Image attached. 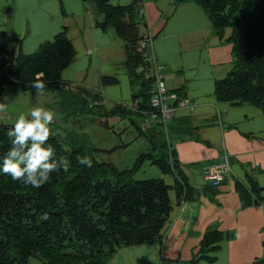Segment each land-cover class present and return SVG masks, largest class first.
<instances>
[{
    "label": "trees",
    "instance_id": "trees-1",
    "mask_svg": "<svg viewBox=\"0 0 264 264\" xmlns=\"http://www.w3.org/2000/svg\"><path fill=\"white\" fill-rule=\"evenodd\" d=\"M111 1L83 0L95 8L96 27L103 32L114 29L125 44L124 68L131 81L134 107L119 105L99 113V94L69 93L62 74L72 66L77 54L67 29L32 54L23 53L21 40L16 41L18 47L14 52L0 48V97L36 94L32 84L36 75L43 73L45 93L59 95L62 104L68 102L63 111L70 106L76 108L72 113L96 108L102 118L130 120L139 136L150 145V152L140 155L132 169L120 171L98 162L94 157L97 149L90 142H66L60 136H52L45 147L53 149L57 160L70 162L68 171L58 168L40 188L25 186L0 172V264H28L30 257L45 264H108L120 248L163 241V230L173 208L171 187L162 178L136 180L134 175L148 162L162 174L174 176L178 169L171 154L170 136L179 128L170 125L167 135L160 127L143 131L142 122L134 121V117L144 119L150 113L155 88L153 79L147 78L152 75L148 51L140 50L139 45L144 40L139 35V27L144 23V0H133L126 7H115ZM173 3L174 8L189 3L198 6L220 36L227 29L232 30L229 42L233 69L226 79L216 83L215 97L218 103L253 106L264 115V0ZM101 84L114 86L117 80L103 78ZM87 93L95 101L91 102L94 107L88 105V109L78 104L86 99ZM8 130L0 125V162L12 146ZM78 156L90 157L92 167L79 164ZM176 175L178 199L192 200L193 189L181 172ZM248 178L250 188L243 185L238 188L245 203L252 205L253 198L260 199L261 188L254 178ZM43 213L49 219L42 220ZM228 236L229 232L208 231L200 243V251L216 250V245Z\"/></svg>",
    "mask_w": 264,
    "mask_h": 264
},
{
    "label": "crops",
    "instance_id": "crops-1",
    "mask_svg": "<svg viewBox=\"0 0 264 264\" xmlns=\"http://www.w3.org/2000/svg\"><path fill=\"white\" fill-rule=\"evenodd\" d=\"M55 2L41 9L43 25L34 21V38L44 40L40 47L67 29L77 56L62 74L63 79L88 92L99 93L100 106L106 111L124 101H131L132 105L127 107H134L131 81L124 68L125 44L116 31L98 29L92 7L83 0ZM173 2L144 0L142 25L147 34L141 38L153 40L155 62L162 68L169 91L189 104L174 116L171 126L179 131L171 134L170 139L174 166L178 169L175 172L183 174L193 195L192 200H179L176 173L163 174L162 179L171 187L173 208L162 243L148 247L163 245L167 264H188L197 259L196 264H264V115L253 106L218 103L215 97L216 83L226 79L233 69L229 42L232 30L227 29L220 36L198 6L189 3L174 8ZM132 3L133 0L111 1L115 7ZM21 42L22 49L26 45L30 49L35 47L33 41ZM103 78H115L117 84L102 87ZM225 156L229 157L233 174L214 187L205 180L204 169L221 163ZM248 176L261 188L260 199L253 198L252 205L245 203L238 188H250ZM213 229L229 232L230 236L219 242L216 250L201 252V241Z\"/></svg>",
    "mask_w": 264,
    "mask_h": 264
},
{
    "label": "rangeland",
    "instance_id": "rangeland-1",
    "mask_svg": "<svg viewBox=\"0 0 264 264\" xmlns=\"http://www.w3.org/2000/svg\"><path fill=\"white\" fill-rule=\"evenodd\" d=\"M50 2L56 3L55 0H0V48L5 47L8 51L14 52L18 47L15 44L16 40H22L24 44L33 41L35 42L33 49L27 48L26 45L22 51L24 54L35 53L39 44L44 40L40 41L34 38V21L37 20L36 24L39 26L43 25L44 17H40L41 9L47 8ZM149 2H153V0H149ZM88 5L92 7L94 13L93 4L88 2ZM23 31L25 33L21 35ZM146 34L145 26L141 25L139 27L140 37ZM53 37L48 41H52ZM64 82L67 83L71 94L79 95L78 91L88 92L65 80ZM96 88H98V85ZM92 93H96V91H92ZM92 97L87 93L85 94L86 99L79 101L78 104L87 109L88 105L94 107L91 103L95 102ZM122 99L125 100V97H122ZM107 100L109 99L107 98ZM0 102H6L7 104L6 115L10 117V120L6 121V124H14L21 114L29 117L31 110L35 107H43L53 111L55 114L54 122L49 125L51 137L60 136L66 142L73 140L90 142L97 149L94 157L98 162L109 164L120 171L132 169L140 155L150 152L148 142L139 136L130 120L105 119L98 115L107 110L105 107L100 106L102 101H99L97 105L101 112L97 111L96 108H90L80 113H72L76 110L74 106H70L68 110L63 111L68 102L64 101L62 104L61 97L54 93H45L43 96L37 94L8 95L0 97ZM112 102L111 100V104H113ZM122 104L127 107L131 106L132 102L124 101ZM106 107L110 108V103L107 101ZM96 111L99 113L97 114ZM134 121L141 124L142 119L134 117ZM163 177L162 172L148 162L134 175L136 180ZM148 246L150 245L120 248L108 264H165L163 245H152L151 248ZM28 264L45 263L37 257H30Z\"/></svg>",
    "mask_w": 264,
    "mask_h": 264
},
{
    "label": "clouds",
    "instance_id": "clouds-1",
    "mask_svg": "<svg viewBox=\"0 0 264 264\" xmlns=\"http://www.w3.org/2000/svg\"><path fill=\"white\" fill-rule=\"evenodd\" d=\"M42 77L43 73H38L32 84L38 96L45 95L46 85ZM6 112V102H0V121L4 119ZM54 115L53 111L43 107L33 108L29 117L19 115L8 130L12 146L0 162V172L25 186L40 188L58 168L68 171L70 162L67 159L57 160L53 149L50 146L45 147L51 138L49 125L54 122ZM77 160L86 167L93 165L88 156H78ZM41 219H49L48 214L43 213Z\"/></svg>",
    "mask_w": 264,
    "mask_h": 264
},
{
    "label": "built area",
    "instance_id": "built-area-1",
    "mask_svg": "<svg viewBox=\"0 0 264 264\" xmlns=\"http://www.w3.org/2000/svg\"><path fill=\"white\" fill-rule=\"evenodd\" d=\"M153 40L144 39L140 42V50H147L149 62L152 65V75H147L154 81V91L151 98V111L142 121L143 131L153 127H160L167 135L170 131V125L177 111L189 106L187 101L179 99L178 95L171 93L164 81L162 68L156 65L153 53ZM204 178L210 182L212 186L218 187L226 178L232 176L231 163L228 156L219 164H213L204 169Z\"/></svg>",
    "mask_w": 264,
    "mask_h": 264
},
{
    "label": "water",
    "instance_id": "water-1",
    "mask_svg": "<svg viewBox=\"0 0 264 264\" xmlns=\"http://www.w3.org/2000/svg\"><path fill=\"white\" fill-rule=\"evenodd\" d=\"M10 117L8 115H6V113L4 114V119L2 121H0V125L3 126L4 128L8 129L11 128L14 124H6V121H9Z\"/></svg>",
    "mask_w": 264,
    "mask_h": 264
}]
</instances>
